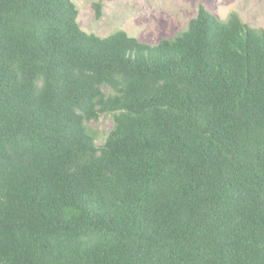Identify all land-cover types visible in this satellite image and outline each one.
I'll return each mask as SVG.
<instances>
[{
    "label": "trees",
    "instance_id": "1",
    "mask_svg": "<svg viewBox=\"0 0 264 264\" xmlns=\"http://www.w3.org/2000/svg\"><path fill=\"white\" fill-rule=\"evenodd\" d=\"M78 17L0 0V264H264V30L201 4L149 45Z\"/></svg>",
    "mask_w": 264,
    "mask_h": 264
},
{
    "label": "rangeland",
    "instance_id": "2",
    "mask_svg": "<svg viewBox=\"0 0 264 264\" xmlns=\"http://www.w3.org/2000/svg\"><path fill=\"white\" fill-rule=\"evenodd\" d=\"M98 1L74 0L80 27L102 37L124 31L142 43L157 45L186 30L201 4L220 20H227L235 12L243 23L264 30V0H104L103 15L97 18ZM88 126L102 143L113 126V118L102 116Z\"/></svg>",
    "mask_w": 264,
    "mask_h": 264
}]
</instances>
